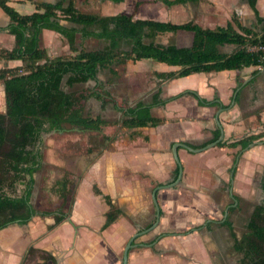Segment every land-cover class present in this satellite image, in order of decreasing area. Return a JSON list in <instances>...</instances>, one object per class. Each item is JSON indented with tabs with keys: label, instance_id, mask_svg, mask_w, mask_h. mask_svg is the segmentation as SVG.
I'll return each instance as SVG.
<instances>
[{
	"label": "crops",
	"instance_id": "crops-1",
	"mask_svg": "<svg viewBox=\"0 0 264 264\" xmlns=\"http://www.w3.org/2000/svg\"><path fill=\"white\" fill-rule=\"evenodd\" d=\"M7 1L9 6L21 14L37 11L35 2L64 1L65 5L69 3V0ZM73 1L80 12L96 14L86 12L82 5L87 3L88 7L93 0ZM94 1L99 12L96 15L104 18L117 14L133 15L139 9L137 16L135 15L138 19L175 24L193 21L207 29L227 27L232 23L235 29L240 31L233 21L234 18L242 26L257 32L264 27L263 23H258L256 13L247 0H204L171 6L159 0H124L120 3L111 0ZM154 2L160 5L155 6ZM137 4H140L138 8ZM191 6H198L207 12L197 13L192 10L190 18L186 19L188 14H184L185 8ZM172 8L177 11L176 20L155 19L150 15L155 11L168 14ZM256 8L260 16L264 17V0H257ZM12 22L11 17L0 6V50H12L15 47V36L5 30ZM61 24L79 30L76 33V51H70L71 54H77L81 50H97L87 47V44L92 45L95 40L105 42L102 48L109 43L104 39L84 37L81 26L76 24L68 21H62ZM178 32L191 33L190 43L179 45L155 42L177 47L193 45V32ZM41 47L47 50L49 56L63 52L61 50L65 47L71 50L67 38L51 29H43ZM236 48V45L226 44L220 49L224 53H232ZM153 62L156 64L155 75L152 72H147V75L127 73L121 77L122 83L114 82L109 88H113L111 96L115 104L120 105L118 100H125L131 106L142 102L150 106L151 114L163 119V123L156 127H118L109 147H103L89 160L82 161L85 176L71 213L63 212L67 217L59 225L53 227L55 218L49 215L53 220L48 222L46 227L32 229L36 225L32 221L43 214L36 210L37 214L28 224L13 223L0 230V264H22L30 246L50 252L55 256L56 264H119L123 246L125 248L134 234L148 229L156 220L155 208L153 220L149 222L154 205V189L172 184L178 179L179 166L173 154V146L183 143L191 148L201 149L217 141L222 131L224 135L220 142L204 151L194 153L185 147L178 148L183 178L175 187L163 188L157 192L161 208L160 223L155 229L136 238L135 246L129 253L128 264H164L160 263L161 256L173 250L175 255L171 257V264H215L202 234L211 233L219 224L227 226L224 224L227 220L232 222L229 215L241 212L244 199H256L259 194L261 196L251 214L257 205L263 203L264 136L253 140L246 148L229 144L264 133V69L249 66L234 70L193 73L164 81L158 78L156 73L175 71L179 67ZM3 63L8 67L22 64L19 60H0V68H3ZM108 69L111 71L113 66ZM101 72L102 70L98 74V80ZM85 84L94 87L96 81L90 80ZM3 90L5 94L4 83L0 81V102ZM159 90L162 103L153 105V97ZM201 100L213 104H202ZM97 103L102 107L101 102ZM114 103L112 105H115ZM122 114L120 110L107 107L100 114L97 113L95 118L115 121ZM218 133L220 135L216 137ZM221 142L228 145H220ZM259 176V184L247 190L243 182L254 184ZM95 188L102 194H97ZM86 189L87 202H84L81 195ZM219 193L229 201L222 199L217 203L215 195ZM104 195L109 196L120 211L119 217L106 229H103V226L110 207L104 200ZM204 214L210 216L206 218ZM219 214H223V217L220 218ZM49 226L53 229L41 238L42 229L47 231ZM23 227H27V230ZM167 229H175V232L167 233ZM152 232L154 233L150 235ZM230 232L233 237L234 229Z\"/></svg>",
	"mask_w": 264,
	"mask_h": 264
},
{
	"label": "trees",
	"instance_id": "trees-1",
	"mask_svg": "<svg viewBox=\"0 0 264 264\" xmlns=\"http://www.w3.org/2000/svg\"><path fill=\"white\" fill-rule=\"evenodd\" d=\"M34 1V0H30ZM115 3L124 0H111ZM167 6L173 4L199 3L204 0H159ZM255 11L258 23L264 24L260 16L257 0H247ZM36 10L32 14H21L9 6L7 0H0V6L11 17L12 23L7 30L15 36L12 50H1L0 60L8 62L19 60L17 67L0 68V81L4 83L6 95V112L0 113V230L10 224H28L37 214L31 204V195L35 183L34 174L41 166L42 154L32 146L39 141L41 134L48 129L61 130L65 124L85 129H102L111 123L97 118L84 117V102L90 97L101 101L102 108L115 100L108 92L105 83L98 80L101 69L114 65L137 62L143 59L166 63L179 67L178 70L156 73L164 81L185 77L193 73L241 69L249 66H264V51L252 49L264 47V27L260 32L242 26L236 18L227 27L216 29L203 28L193 21L175 24L153 19H138L135 15L117 14L104 18L101 15L80 12L73 0L68 5L64 1L57 3L35 2ZM140 4H137L136 8ZM62 21L81 26L84 37L104 39L109 43L102 49L81 50L73 57L51 58L46 49L41 47L43 29H51L67 38L70 48L76 51V33L73 27L61 24ZM186 30L194 33L193 45L177 47L176 45L157 44L155 39L167 33ZM149 40V42H147ZM230 44L237 48L232 53H224L221 46ZM23 72L20 73L19 71ZM113 71V69L111 70ZM96 81V86L82 92H66L63 82L69 87ZM159 90L153 97V105L162 103ZM116 103V102H115ZM114 103V104H115ZM202 104H213L201 100ZM123 113L120 121L113 125L128 128L156 127L163 119L150 112V106L138 102L135 106L120 107ZM220 133L217 134L218 137ZM264 136H249L230 143V146L242 145L246 148L253 140ZM220 145H228L221 142ZM179 170H177L178 172ZM13 173L12 179L28 178L26 188L21 196H8L3 193L4 184ZM178 176V173H177ZM177 178V177H176ZM70 180L64 178L57 184L59 196L66 202L70 195ZM264 189V179L262 182ZM96 189V188H95ZM102 194L100 190H95ZM110 209L106 213L103 229L109 227L120 215L109 196H103ZM61 213V215H60ZM55 224L59 225L65 216L62 211L53 214ZM231 231L233 224L225 221ZM235 239L234 249L243 254L239 264H264V201L257 205L246 227V232ZM38 254L39 262L33 264H56V258L50 252L30 246L24 261L33 262Z\"/></svg>",
	"mask_w": 264,
	"mask_h": 264
},
{
	"label": "rangeland",
	"instance_id": "rangeland-1",
	"mask_svg": "<svg viewBox=\"0 0 264 264\" xmlns=\"http://www.w3.org/2000/svg\"><path fill=\"white\" fill-rule=\"evenodd\" d=\"M155 6H159L160 4L157 2L153 3ZM83 7H85L86 12L90 13H99L98 10L95 7V1L93 0L92 3H90V6H87V3L82 4ZM118 6V5H117ZM119 7V6H118ZM139 10V9H138ZM137 11L133 13V15L137 16ZM192 10H196L197 13H206L207 11H204V9H199L198 6H191L190 8H185V13L188 14L185 16V18H190V13ZM81 11V10H80ZM85 11V10H82ZM202 11V12H201ZM151 16L155 17V19H172L176 20L177 11L175 8H172L168 12V14H165V12H153L150 14ZM203 18V16H201ZM192 40V34L189 32H178V33H167L165 35L158 36L155 41L158 43H176V44H188ZM85 43V41H84ZM105 45V42L101 41H93L92 45H88V48L91 49H100ZM1 51V50H0ZM47 51V50H46ZM61 51L56 54H52L50 57L55 58L58 56L61 57H73L76 54H71L70 51L75 52L70 49L63 48ZM3 67H5L3 63ZM156 64L149 59H143L139 62L133 63L132 61H128L126 64L121 65H114L113 71H110L108 68L101 69L102 72L99 75L101 79H104L105 81L101 80L100 82L105 83L107 86V89L111 84L114 82L122 83L121 77L125 76L127 73L135 72L139 75H147V72H152V74L155 75V69ZM20 73L23 71L20 70ZM122 77V78H123ZM2 82V81H1ZM95 82V81H94ZM90 84V83H89ZM95 87V86H94ZM63 88L67 91L71 92H82L86 91V89H91L93 86H86V84H76L74 87H69L66 85L65 81L63 82ZM73 90V91H72ZM111 91H113V88H109L108 92L111 94ZM101 102L95 97H90L88 100H86L84 104V117L85 118H95V115L97 113H101L102 110H105L107 107H111L114 110H119L115 107V105H112L113 103L110 102L105 108H102L98 103ZM120 107H126L130 104H128L125 100H118ZM126 103V104H125ZM124 104V105H123ZM100 106V107H99ZM115 107V108H114ZM0 111H3V113L6 112V95L4 94L3 90V96L0 102ZM123 114L121 115V119L123 118ZM110 121L111 124L108 126H104L102 129H85L82 127L73 126L70 124H65L64 127L61 130H55V129H48L44 131L41 134V137L39 141L35 143L32 148L39 149L42 154V160H41V166L39 170L34 174L35 183L33 185V191L31 195V204L34 207L35 210L39 211L40 213L43 212V214H40V217H36L32 222L36 223L35 227L32 228L35 230V228H44L46 227L48 222H52L53 218L46 213L49 212H57L62 211L65 214H70L72 211V207L74 205L75 199L77 198V193L80 188V185L82 183L84 174V165L82 164V161L89 160V158L93 157L97 152H99L103 147H109L111 142L113 141L112 138H114V133L117 134V128L123 127L122 125H113V122L120 121L121 119ZM113 120V117L110 118ZM113 135V137H112ZM1 161V159H0ZM1 164V162H0ZM1 167V165H0ZM13 173H10L9 179H7V175L5 176V179L7 182L4 184L3 193L8 196H21L26 188V182L28 178H15L12 179ZM69 178L70 182L68 184L70 195L67 198V201L65 202L57 192V184L59 181H61L64 178ZM260 181V176L257 178L256 181H254V184L249 182H243L248 188L252 187L253 185H258ZM242 187H244L242 185ZM245 188V187H244ZM87 189L84 193H82L81 198L84 202H87ZM150 197V195H149ZM215 199L217 203H220L221 200L227 199L225 196L223 198L222 194H216ZM260 194L256 199H247L242 201V209L241 212L237 211L235 213H232L229 215L231 217L234 231L238 237H241L242 234L246 232V224L247 220L251 215V212L255 206V204L260 199ZM155 214V207L153 205L152 211H151V222L153 220L152 217H154ZM206 218H208L209 214H204ZM67 216V215H66ZM220 218L223 217V214H219ZM148 224V223H147ZM146 224V225H147ZM39 225V226H38ZM218 225V224H216ZM30 226V225H29ZM31 228V227H30ZM47 231H41L40 237H45L48 234V231L53 229V227H47ZM23 229L27 230V227H23ZM175 229H167V233H174ZM205 232V230H203ZM30 233V232H29ZM154 232H152L150 235H152ZM202 237L205 239L206 246L208 248V252L210 254L211 259H214L215 264H237L239 260L242 258V253L236 251L234 249V238L231 235V232L227 226L224 225H218L214 227L213 231L209 234H202ZM40 249V248H39ZM124 249V246H123ZM123 249L119 255V264H121V259L123 255ZM167 255L161 256L160 263L171 264V257H174L175 251H169L167 252ZM38 254H34L35 260L31 263L29 261L23 262L22 264H33L39 262L38 260ZM216 260V262H215ZM166 262V263H165ZM211 263V262H210ZM213 263V262H212Z\"/></svg>",
	"mask_w": 264,
	"mask_h": 264
},
{
	"label": "water",
	"instance_id": "water-1",
	"mask_svg": "<svg viewBox=\"0 0 264 264\" xmlns=\"http://www.w3.org/2000/svg\"><path fill=\"white\" fill-rule=\"evenodd\" d=\"M220 128L222 130L221 125H220ZM223 135H224V133L222 131V135H221V137L217 141H215V142H213V143H211V144H209V145H207V146H205V147H203L201 149H194V148H191L190 146L185 145L183 143H176L173 146V154H174L175 160H176V162H177V164L179 166V176H178V179L174 183H172V184L165 185V186H158L157 188L154 189L153 194H152V197H153V202H154V205H155V208H156V220H155V222L153 223V225L151 227H149L146 230L137 232L136 234H134L129 239V241L127 242V244H126V246L124 248L123 258H122V264H128L129 263V253H130L131 249L135 246L134 241L136 240V238H138L140 235H143V234H145V233H147V232L155 229L159 225V223H160V220H161V208H160V204H159V201H158L157 192L160 189H163V188H173V187H175L182 180V178H183V166H182L181 161H180V158H179L178 148L179 147H185L189 151L194 152V153L200 152V151H204V150H206V149H208V148H210L212 146H215L217 143H219L220 140L223 138Z\"/></svg>",
	"mask_w": 264,
	"mask_h": 264
},
{
	"label": "built area",
	"instance_id": "built-area-1",
	"mask_svg": "<svg viewBox=\"0 0 264 264\" xmlns=\"http://www.w3.org/2000/svg\"><path fill=\"white\" fill-rule=\"evenodd\" d=\"M252 49H261L262 51H264V47H260V48H256V47H254V48H252ZM259 69H264V66L263 65H258L257 66Z\"/></svg>",
	"mask_w": 264,
	"mask_h": 264
}]
</instances>
